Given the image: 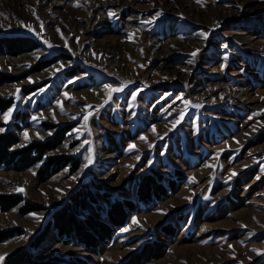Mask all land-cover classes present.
Segmentation results:
<instances>
[{"label": "rangeland", "instance_id": "374dc122", "mask_svg": "<svg viewBox=\"0 0 264 264\" xmlns=\"http://www.w3.org/2000/svg\"><path fill=\"white\" fill-rule=\"evenodd\" d=\"M11 36L40 47L0 55V98L13 100L0 128L20 148L69 128L53 154L79 167L44 182L43 163L0 170V194L41 208L0 212V233L22 232L0 243V264L29 247L84 182L111 195L95 191L97 218L116 199L137 210L93 249L51 230L32 249L36 259L121 264L157 240L166 251L142 264H264V0H0V37ZM152 169L184 179L142 204L138 185Z\"/></svg>", "mask_w": 264, "mask_h": 264}, {"label": "trees", "instance_id": "16d2710c", "mask_svg": "<svg viewBox=\"0 0 264 264\" xmlns=\"http://www.w3.org/2000/svg\"><path fill=\"white\" fill-rule=\"evenodd\" d=\"M39 43L32 37H0V55L20 56L39 49ZM53 63V62H52ZM9 79V78H8ZM12 82L13 80H2ZM13 106V100L0 98V112H7ZM20 113L15 115V123L19 127ZM29 114L25 113L24 117ZM71 130L65 128L57 132L51 139L44 142H32L20 148L19 139L12 130L0 133V169L11 168L16 172L29 170L39 163H43L38 173L39 181L50 180L53 176L64 171L71 163V172L78 170L77 157L56 156L53 153L64 144L66 135ZM177 171L176 178L164 176L152 169L139 182L137 196L139 203L147 204L154 201L160 202L170 193L178 189V184L184 178ZM99 191L105 197H111L104 192L100 184L94 182L82 183L71 195L57 207L49 218L44 229L31 241L29 247L10 256L6 264H65V260L59 257H50L45 260L35 258L32 249L38 248L45 241L51 230L56 231L64 242L69 244L76 239L77 243L86 249H93L100 243H108L113 239L115 231L128 224L130 214L137 210L136 202L128 199H116L108 208L104 219L97 218L89 212L91 205L101 212L102 206L95 191ZM15 207H20L21 214L27 215L40 211L41 208L25 200L21 194H0V212H8ZM173 233L174 229H165ZM20 230H8L0 233V243L21 235ZM167 245L162 241L145 243L139 251L121 264H142L159 258Z\"/></svg>", "mask_w": 264, "mask_h": 264}, {"label": "snow or ice", "instance_id": "6c2138e0", "mask_svg": "<svg viewBox=\"0 0 264 264\" xmlns=\"http://www.w3.org/2000/svg\"><path fill=\"white\" fill-rule=\"evenodd\" d=\"M110 15H112V14L110 13ZM157 15H159V13H157ZM41 27H42V25H41ZM49 46L51 47V45H49ZM192 55L194 56V55H196V53H193ZM189 63H192V61H189ZM120 90H121L120 88L112 89V91H120ZM17 92H19V89H17ZM11 112H12V109H9L7 112L4 113L5 122H7L8 119L10 118ZM33 119H35V118H33ZM84 119L87 120L88 116H85ZM3 131H4V129L0 128V132H3ZM25 138L26 139L28 138V134L27 133H25ZM142 139H143V137H142ZM88 159L91 160V157H89ZM85 167H87V165H85ZM73 179H75V177H73ZM18 191H22V189H18ZM3 259H4V257L0 256V261H2Z\"/></svg>", "mask_w": 264, "mask_h": 264}, {"label": "crops", "instance_id": "0c3cea01", "mask_svg": "<svg viewBox=\"0 0 264 264\" xmlns=\"http://www.w3.org/2000/svg\"><path fill=\"white\" fill-rule=\"evenodd\" d=\"M1 170V169H0ZM34 254V253H33ZM35 256V255H34Z\"/></svg>", "mask_w": 264, "mask_h": 264}]
</instances>
